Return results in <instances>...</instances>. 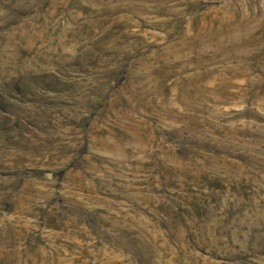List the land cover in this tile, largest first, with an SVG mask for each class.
Masks as SVG:
<instances>
[{
  "label": "rangeland",
  "instance_id": "rangeland-1",
  "mask_svg": "<svg viewBox=\"0 0 264 264\" xmlns=\"http://www.w3.org/2000/svg\"><path fill=\"white\" fill-rule=\"evenodd\" d=\"M0 264H264V0H0Z\"/></svg>",
  "mask_w": 264,
  "mask_h": 264
}]
</instances>
